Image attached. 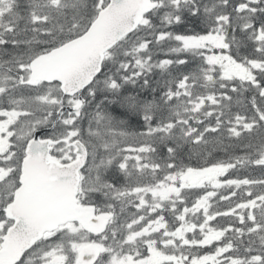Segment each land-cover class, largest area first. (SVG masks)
Returning <instances> with one entry per match:
<instances>
[{
	"label": "snow or ice",
	"instance_id": "snow-or-ice-1",
	"mask_svg": "<svg viewBox=\"0 0 264 264\" xmlns=\"http://www.w3.org/2000/svg\"><path fill=\"white\" fill-rule=\"evenodd\" d=\"M0 264H264V0H0Z\"/></svg>",
	"mask_w": 264,
	"mask_h": 264
},
{
	"label": "trees",
	"instance_id": "trees-1",
	"mask_svg": "<svg viewBox=\"0 0 264 264\" xmlns=\"http://www.w3.org/2000/svg\"><path fill=\"white\" fill-rule=\"evenodd\" d=\"M197 30H199V29H197ZM157 58L158 59H163V58H169V57H165L163 54H161ZM188 59L190 61L189 66H188L189 70L194 69L195 67L198 66V63H199V59L198 58L193 59V58H191L189 56ZM153 79H154V81L155 80H160L161 86L163 85V80L160 79L159 70H157V75L154 76ZM129 90H131V86H129ZM116 107L118 108V106H116ZM110 110H112L111 107H110ZM128 130L129 131H141L142 129L136 125L135 121H132ZM225 142L228 143L229 141H225ZM236 154H240V153L237 152ZM213 156H214L215 159H225L226 158L225 153L223 152V150H218V151L214 152ZM192 163L193 164L197 163L195 158L192 159ZM199 163H203V161H199ZM236 175H241V176L242 175H250V176H252L254 178H259L262 175V172H261V170L258 167H252V168L248 169L247 171L241 170L238 173H231L230 172L228 174V178H234ZM237 191L239 192V190H237ZM219 194L228 195L229 191L227 189H221V190H219ZM236 202H237V199L236 198H232V203L234 204ZM212 203L214 205V208H218L220 211H225L227 209V207H228V202H226V201H217V198H214ZM132 211H133V209H132ZM217 219H218V222L220 224H226L228 222H233V223H236L237 226H239L238 222H235L234 218L231 221L226 220V219H221V218H217Z\"/></svg>",
	"mask_w": 264,
	"mask_h": 264
},
{
	"label": "rangeland",
	"instance_id": "rangeland-1",
	"mask_svg": "<svg viewBox=\"0 0 264 264\" xmlns=\"http://www.w3.org/2000/svg\"><path fill=\"white\" fill-rule=\"evenodd\" d=\"M133 211H135V210L133 209Z\"/></svg>",
	"mask_w": 264,
	"mask_h": 264
}]
</instances>
